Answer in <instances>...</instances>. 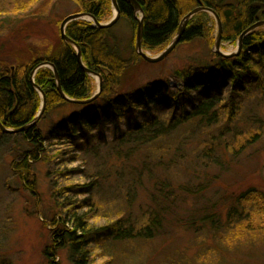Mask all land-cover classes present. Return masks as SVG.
<instances>
[{"label": "trees", "instance_id": "1", "mask_svg": "<svg viewBox=\"0 0 264 264\" xmlns=\"http://www.w3.org/2000/svg\"><path fill=\"white\" fill-rule=\"evenodd\" d=\"M76 1L80 12L91 14L100 22L111 14V0ZM137 1L144 12L143 49L150 52L164 50L173 40L183 18L201 5L213 9L220 17L222 40L227 42L236 43L247 28L264 20V0ZM118 4L121 16L138 28L134 4L130 0H118ZM211 21L206 11L195 14L189 20L179 44L196 39L211 41V32L218 30L216 21L212 25ZM112 30V27H96L86 20H75L67 26V36L79 45L86 68L103 79L101 93L87 104L71 102L63 96L65 93L75 100L88 99L96 89L91 75L78 59L77 50L63 39L58 46H32L30 57L18 58L16 64L10 67L0 66V121L7 128H20L36 117L42 97L34 84L46 96L43 115L63 105L84 106L77 114L66 116L47 136L38 123L17 133H5L0 129L6 140L15 137L31 146L18 153L17 172L27 180L32 162L44 156V142L50 138H65L75 146L76 142L88 138L91 132L123 120L127 114L165 104L169 96L173 101L183 103L180 115L174 114L168 122L150 114L129 127L121 138L126 146L121 166L109 171L110 174H96L83 185L64 188L70 191L67 195H71L72 201L63 195L56 197L60 199L58 206L66 211H62L65 215L62 220L54 219V247L46 249L50 264H59L54 261L57 249L66 246H70L73 257L79 255L74 264H90L84 245L92 243L90 239L97 235L100 240L130 242L151 240L168 227L205 230L207 226L214 232L215 239L224 231L228 242L235 240L238 243L245 234L260 233L264 230V192L256 187L239 190L236 195L231 193L228 203L222 205L220 198L212 196L207 205L195 206L194 211L185 210L183 197H200L205 192L220 190L219 175L227 165V151L231 155L238 148L244 150L248 144L257 143L261 138L260 132L250 130L244 135L237 127L230 130V126L238 118L239 111L242 113L244 99L254 94L264 97V26L248 33L242 39L241 51L233 57L211 52L210 58L175 69L176 78L183 84L176 91L172 90L169 80L154 79L140 88L121 92V75L130 59L121 56L117 36ZM132 49V57L142 59L133 42ZM46 62L55 66L62 91L58 87L55 71L50 67L39 69L33 83L35 68ZM194 91H197L196 97L192 95ZM185 96L190 97V110L184 106ZM224 116L227 121L225 128L210 132ZM190 122L194 130L185 131L187 136L184 139L182 137L178 143L170 145L165 142L181 126ZM194 138H199L201 143L192 161H188V139ZM128 158L135 161L130 159L126 162ZM215 165L222 171H213L212 166ZM181 168L187 174L182 180L173 176L174 171L179 174ZM64 172L61 169L57 175ZM74 188L79 191L71 192ZM98 189H103L101 194L115 198L110 201L111 205L119 203L121 207L111 223L95 228L78 213L74 199L80 191H92L93 196L86 199L89 200L88 207L104 213L106 208L102 197H99L101 194L95 192ZM139 192H145L149 202L145 208L138 206L139 212L136 213L134 206L139 204ZM222 209L226 210L225 220L224 216H220Z\"/></svg>", "mask_w": 264, "mask_h": 264}, {"label": "rangeland", "instance_id": "2", "mask_svg": "<svg viewBox=\"0 0 264 264\" xmlns=\"http://www.w3.org/2000/svg\"><path fill=\"white\" fill-rule=\"evenodd\" d=\"M76 13H82L76 0H0V66L10 67L16 64L18 58L30 57L32 46H58L63 39L60 30L62 21ZM113 15L114 8L111 5V14L101 22H108ZM140 16L139 13L138 17ZM210 16L212 25L216 19L214 15ZM112 29L117 36L121 56L130 59L121 75V92L140 88L154 79L169 80L173 91L180 89L182 85L174 74L175 69L210 58L217 34L215 29L210 34L211 41L196 39L190 43H181L161 62L150 63L142 56V59L132 57V42H136L138 28H134L126 18L120 16ZM236 49L237 42L221 43L224 53H232ZM147 52L153 56L160 53ZM44 67L54 70L50 65L42 68ZM36 73L33 72V77ZM91 78L97 87V76L92 75ZM227 92L224 91L225 95ZM192 95L196 97L197 91ZM189 98L185 96L183 100L187 110L192 107ZM243 103V114L239 111L230 130L237 127L244 135L250 130L257 131L261 134L260 140L248 144L244 150L238 148L231 155L227 151V165L219 175L220 190L205 192L200 197H183L185 210L191 211L195 206L207 205L212 196L215 199L220 198L221 205L228 203L231 193L236 195L240 193L239 190L251 186L264 192V97L254 94L244 99ZM182 107L180 100L173 101L172 96H169L165 104L152 106L151 110L143 108L127 114L125 119L91 132L88 138L76 142L75 146L70 145L65 138H50L44 142V156L32 162L29 180L18 174L17 165L20 161L18 153L31 146L15 137L6 140V136L0 133V264H50L51 259L46 256V249L54 247V219L57 217L62 220V216H65L62 211H66L64 207L58 206L60 199L56 197L63 195L69 198L68 201H72L71 195H67L70 191H65L64 188L69 185H83L90 182L96 174H110L109 171L121 166L126 149L121 138L136 121H142L153 114L159 116L161 121L168 122L174 114L180 115ZM80 109H84V106L63 105L55 108L42 115L38 122L39 127L47 136L66 116L77 114ZM226 122L225 116L222 117V121L217 122L210 132L220 127L225 128ZM190 125L191 122L181 126L165 142L170 145L178 143L182 137L184 139L187 136L185 131L193 129ZM200 140L188 139V161H192L196 155ZM212 167L213 171H222L219 166ZM61 169L65 172L57 175ZM181 170L179 174L175 170L173 175L180 180L187 177L184 169ZM102 190L95 192L101 194ZM77 191L79 189L74 188L71 192ZM90 192L80 191L75 197L77 211L91 226H106L111 223L110 220L121 206L119 203L111 205L110 201L115 198L102 193L99 197H102L106 210L104 213L99 212V209L91 210L87 205L89 200H86L93 196L92 191ZM147 202V194L139 192V204L134 206L135 212H139L138 206L145 208ZM225 214L226 210L222 209L220 216H224V220ZM259 232L245 234L237 243L235 240L228 242L224 231L215 239L214 232L207 226L205 230L174 226L168 227L151 240L122 242L100 240L98 235L92 236V243H87L84 247L90 264H264V230ZM222 237L226 239H221ZM78 257L79 255L73 257L70 246H66L57 249L54 261L59 264H74Z\"/></svg>", "mask_w": 264, "mask_h": 264}, {"label": "water", "instance_id": "3", "mask_svg": "<svg viewBox=\"0 0 264 264\" xmlns=\"http://www.w3.org/2000/svg\"><path fill=\"white\" fill-rule=\"evenodd\" d=\"M134 6H135V14L136 17L139 21V25H138V29H137V34H136V51L139 55H141L146 61L148 62H152V63H157L162 61L165 57H167L178 45V43L181 41L182 39V35L186 29V26L189 22V20L197 13H199L200 11H207L210 14L214 15L217 22H218V35L216 38V42H215V46L213 48V50L219 54L225 55V56H231L234 55L235 53H224L221 50V43H222V30H223V25L221 22L220 17L217 15V13L211 9L208 8L206 6H199L197 8H195L194 10H192L191 12H189L182 20V22L180 23L179 27H178V31L176 36L174 37V39L172 40V42L158 55L156 56H152L149 53H147L146 51H144L143 49V30H144V22H143V17H144V12L142 9L141 4L137 1V0H130ZM112 5L114 8V15L113 17L108 21V22H100L99 20H97V18L91 14L82 12V13H76V14H71L69 16H67L61 23V35L62 38L64 39L65 42L73 45L76 49H77V55H78V59L80 61V63L82 64V66L85 68V70L87 72H89L92 75H97L99 78V82H98V88L95 92V94L89 98V99H84V100H75L72 98H69L65 93H63V96L65 97L66 100L71 101V102H75V103H79V104H87L92 102L93 100H95L99 94L101 93L102 87H103V81H102V77L96 73H94L93 71H90L89 69L86 68L83 60H82V52L80 50V47L77 43H75L73 40H71L66 33L67 30V26L69 23H71L72 21L75 20H92L94 22V26L96 27H112L114 26L117 21L119 20L120 16H121V11L119 8V4H118V0H112ZM140 13V17H138V14ZM264 26V20L262 21H258L256 23H254L253 25H251L249 28H247L242 35L239 38L238 41V52L241 50L242 48V39L248 34L250 33L252 30H255L258 27ZM237 52V53H238ZM44 65H50L51 67H53L55 74H56V78L58 81V87L59 89L62 91L61 89V84L59 81V76L57 73L56 68L54 67V65L49 64V63H42L40 65H38L35 70L34 73H36L38 71V69L42 68ZM33 83H34V78H33ZM34 86L36 87V89L40 92L41 97H42V102H41V108L39 110V112L37 113L36 117L27 125L22 126L20 128L17 129H11V128H7L6 126H4V124L0 121V129L5 132V133H17V132H22L24 130H27L29 128H31L32 126L36 125L39 120L41 119L43 112L45 110V106H46V96L44 94V92L40 89V87L36 86L34 84Z\"/></svg>", "mask_w": 264, "mask_h": 264}]
</instances>
